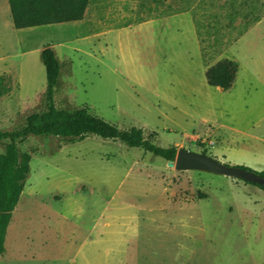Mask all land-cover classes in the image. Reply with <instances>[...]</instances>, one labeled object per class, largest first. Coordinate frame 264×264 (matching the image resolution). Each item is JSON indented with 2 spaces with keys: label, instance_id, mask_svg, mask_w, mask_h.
<instances>
[{
  "label": "rangeland",
  "instance_id": "rangeland-1",
  "mask_svg": "<svg viewBox=\"0 0 264 264\" xmlns=\"http://www.w3.org/2000/svg\"><path fill=\"white\" fill-rule=\"evenodd\" d=\"M46 45L57 108L264 169V0H89L79 21L20 29L0 0L1 130L44 110ZM221 58L238 64L228 90L205 78ZM18 148L30 172L0 264H264L258 185L97 135H30Z\"/></svg>",
  "mask_w": 264,
  "mask_h": 264
},
{
  "label": "trees",
  "instance_id": "trees-1",
  "mask_svg": "<svg viewBox=\"0 0 264 264\" xmlns=\"http://www.w3.org/2000/svg\"><path fill=\"white\" fill-rule=\"evenodd\" d=\"M7 1L13 26L18 29L79 21L83 18L89 2V0ZM41 59L46 76L44 110L26 115L17 129H0V143L4 146V152L0 153V252L4 250V239L11 215L30 172V156L28 153H21L18 148V143L26 137L53 136L73 142L88 135H97L105 139L118 140L129 147L141 148L165 160H174L177 151L173 146L162 147L150 141L140 127L120 129L92 113L87 107L57 108L54 103V92L60 75V63L54 48L46 45L41 50ZM237 71L236 61L221 58L206 69L205 78L210 86L226 90L232 86ZM240 166L264 177V169L257 171L245 165ZM255 185L264 189V185Z\"/></svg>",
  "mask_w": 264,
  "mask_h": 264
},
{
  "label": "water",
  "instance_id": "water-1",
  "mask_svg": "<svg viewBox=\"0 0 264 264\" xmlns=\"http://www.w3.org/2000/svg\"><path fill=\"white\" fill-rule=\"evenodd\" d=\"M168 163L173 165L177 170L206 171L264 185V177L252 170L245 169L241 166L227 165L204 152H196L184 147L178 148L174 160H168Z\"/></svg>",
  "mask_w": 264,
  "mask_h": 264
},
{
  "label": "crops",
  "instance_id": "crops-1",
  "mask_svg": "<svg viewBox=\"0 0 264 264\" xmlns=\"http://www.w3.org/2000/svg\"><path fill=\"white\" fill-rule=\"evenodd\" d=\"M237 75V74H236ZM236 78V77H235ZM234 81H235V79H234ZM234 83V82H233ZM232 86H233V84H232ZM231 86V87H232ZM215 87V86H214ZM230 87V88H231ZM220 90H223L222 88H220V87H218ZM230 88H228V89H230ZM1 89V88H0ZM228 89H226V90H228ZM1 97V96H0ZM242 133H244V134H247V135H250V136H254V135H252V134H248V133H245V132H242ZM254 137H256L257 139H260V140H263V138L262 137H258V136H254Z\"/></svg>",
  "mask_w": 264,
  "mask_h": 264
}]
</instances>
